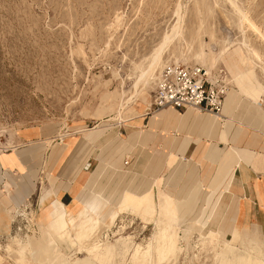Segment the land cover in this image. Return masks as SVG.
<instances>
[{
    "label": "rangeland",
    "instance_id": "rangeland-1",
    "mask_svg": "<svg viewBox=\"0 0 264 264\" xmlns=\"http://www.w3.org/2000/svg\"><path fill=\"white\" fill-rule=\"evenodd\" d=\"M179 5L184 38L177 43L175 54L171 50L164 55L166 64L161 72L170 65L204 70L198 58L204 54L214 75L226 73L230 90L239 88L236 79L241 77L263 91L264 0H0V151L12 149L21 132L31 128L77 136L83 127L135 124L145 117L146 105L151 101L153 107L157 85L141 94L139 105H132L118 120H110L116 118L123 94L131 91L161 39L177 21ZM244 36L255 51L252 59L258 65L256 75L262 86L252 73L238 76L230 69L229 54L243 48ZM176 57L181 62L177 63ZM47 143L48 147L52 144ZM95 174L93 171L88 186L91 196L100 192L113 200L145 181L138 178L119 183L108 178L95 190ZM116 209L110 204V211ZM132 212L120 215L102 232L100 240L111 242L117 256L114 260L103 256L98 264L122 263L118 254L124 251L125 240L129 246L123 264H131L136 245H156L161 219L155 224L147 221L141 210ZM19 214L11 232L5 230L8 235L0 242L18 249L10 235L31 238L29 264H81L79 261L89 257L49 236L36 202ZM189 220L201 225L207 222L186 216ZM83 222L73 223L75 231ZM175 243L174 252L161 264H216L222 259L225 264H236L238 256H245L244 248L233 241L190 224L177 228ZM257 251L247 253L262 260L264 250ZM178 253L177 260L174 255ZM0 254L4 257L0 264H14L9 253Z\"/></svg>",
    "mask_w": 264,
    "mask_h": 264
},
{
    "label": "crops",
    "instance_id": "crops-1",
    "mask_svg": "<svg viewBox=\"0 0 264 264\" xmlns=\"http://www.w3.org/2000/svg\"><path fill=\"white\" fill-rule=\"evenodd\" d=\"M236 81L239 88L228 92L219 118L164 108L135 124L87 127V133H73L62 142L61 131L21 132L12 149L0 151V239L34 202L52 234L58 232L64 207L71 209L73 223L84 221L87 212L108 219L115 211L110 204L118 202L96 191L91 196L94 171L95 190L108 178L145 180L118 199L140 198L154 188L173 198L179 226L210 230L238 245L240 237L264 241V95L240 77ZM186 216L207 222L186 221ZM7 246L0 242V252L8 255ZM3 258L0 254V263Z\"/></svg>",
    "mask_w": 264,
    "mask_h": 264
},
{
    "label": "bare ground",
    "instance_id": "bare-ground-1",
    "mask_svg": "<svg viewBox=\"0 0 264 264\" xmlns=\"http://www.w3.org/2000/svg\"><path fill=\"white\" fill-rule=\"evenodd\" d=\"M178 8L179 9L177 13L175 14L177 15V21L174 22L175 24L170 28V30L167 33L165 32L166 34L161 39L162 40L161 43L159 44L157 49H155L152 56L149 58L148 64L141 71L131 91L128 94H125V93L123 94L124 98L119 103L120 111L118 115L116 116V118L110 119L111 121L118 120V118L123 115L124 111H128L132 109L131 107L132 105H136V104L139 105V99H140L141 94L144 91H147V88L149 86H152V85L158 86L161 80V75L163 73L161 71H163V68L165 67V64H166L164 62V55L171 50H172V53L175 54L178 51L177 50L178 47L176 46L178 45L177 43H180V41L184 38L185 32H184V27L182 24L183 18L181 16L182 14H180V11H179L181 6L179 5ZM241 25H242V19L239 20V27H241ZM242 32L244 33L243 30ZM242 46L243 48L238 47L237 49H234L233 51L230 52L229 54V57H230L229 60H231L230 69L233 72H235V75L238 74V76L249 75L250 73H252L254 75V78L258 82L259 79L257 80V78L259 77H257L256 75V72H257L256 68L258 67V65L252 59V56L255 53V51L248 44L247 38L245 36L243 37V40H242ZM198 58L201 59L202 64L204 66V70L203 69L202 70L205 71L207 75L213 78L214 77L213 71H211L210 68H208V65L210 63L209 59L204 54L198 55ZM176 62L179 63L181 62V60L176 57ZM242 83L246 84L244 80ZM250 87H253V86L250 85ZM262 88H263V95H264V87L262 86ZM257 105L260 106L259 103ZM151 107L152 106H151V101H150V104L146 105L145 111L149 113L148 111H151L152 109ZM159 116L160 115L154 114V118H158ZM214 116L219 118L218 115H214ZM87 131L88 130L86 129H82L79 132L84 134V133H87ZM72 134L73 133H69V132L60 134V136H58L59 141L62 142L65 137H68ZM52 140L53 139H51V141ZM101 180L102 178L98 180L97 183H99ZM97 194L100 195L101 193L97 192ZM97 194L94 195L90 203H93L96 201V197H98ZM111 197L112 196H105V198L111 203L118 202V206H117L116 211H114L112 214L109 215V218H108L109 221H106V218H103V217L91 214L90 212H87L88 216L82 223L80 230L75 231L74 225H73L74 221L72 220L71 215L68 213L69 210L71 209L64 207V213L62 217L60 218V220L58 221V232L56 234L51 233L50 226L42 218L43 226L48 228L49 236L53 238L55 241L57 242L66 241L68 246L70 245L71 247L73 246L74 249L76 250H79L81 252H86L89 255V257L79 261L81 262V264H96L97 261H99L103 256H104L103 258L111 257L114 260L116 258L115 256L117 255L114 254V247H112V245L110 244L111 242H109L108 240L102 242L100 238L102 236V232L104 230H107L111 225H113L120 215L128 213V211H130L129 207L130 205H132L134 207V210H136L137 212L141 210V212L139 213H141L143 217H146L147 221H151V223L153 221L155 223V221H157V219L160 218L162 223L160 225L155 223L157 224L158 230L160 231L158 234V238H157L158 240H157L156 245H153L152 242L149 243L150 245H153L151 247H148L149 245L147 246V244L136 245L133 250L130 263L131 264H139V263L161 264L162 261L166 260L169 257L170 253L174 252V249L176 246L175 245L176 244L175 243V233L179 226L178 222L180 220L179 215H178L176 201L173 198L165 195L164 193H161L159 189H158V192L156 193L155 188L149 193L142 195L140 198L129 194V195H125L121 197V199L111 201ZM90 203L85 205L84 212L90 209V206H91ZM134 203H136L135 206L133 205ZM81 206L82 205L78 203L76 207L78 209H81ZM120 229H123V228H120ZM103 236L105 235L103 234ZM12 239L17 244L18 249H14L10 245L7 246V252L9 253L10 258L13 260L15 264H29L27 260L28 258L27 255L29 252L31 253V247H32L30 246V244L32 243L31 238H27V237L22 238L19 236H12ZM124 242H125L123 244L124 251L121 254L120 253L118 254V257L122 262L120 264H123L124 262H126V259H127V253H128L127 246L129 245H128V241L125 240ZM153 243H154V239H153ZM239 245H240V248H242V250L244 248L245 256L244 257L238 256L236 264H264V258H262L261 260L259 258L251 257L248 254V253H252L253 250H255L256 252H258L257 250L263 251L264 241L258 238L240 237ZM178 257H180L179 253L174 255V258L177 259ZM175 261L176 260H174V262ZM216 264H225L224 259L217 261Z\"/></svg>",
    "mask_w": 264,
    "mask_h": 264
},
{
    "label": "built area",
    "instance_id": "built-area-1",
    "mask_svg": "<svg viewBox=\"0 0 264 264\" xmlns=\"http://www.w3.org/2000/svg\"><path fill=\"white\" fill-rule=\"evenodd\" d=\"M229 91L224 71L212 78L202 68L170 65L161 75L152 108L153 112L174 108L219 116Z\"/></svg>",
    "mask_w": 264,
    "mask_h": 264
}]
</instances>
